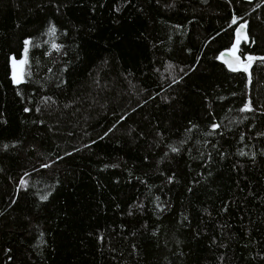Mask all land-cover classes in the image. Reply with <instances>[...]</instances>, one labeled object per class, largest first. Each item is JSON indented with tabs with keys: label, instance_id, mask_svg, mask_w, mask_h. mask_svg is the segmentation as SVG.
<instances>
[{
	"label": "trees",
	"instance_id": "obj_1",
	"mask_svg": "<svg viewBox=\"0 0 264 264\" xmlns=\"http://www.w3.org/2000/svg\"><path fill=\"white\" fill-rule=\"evenodd\" d=\"M0 264H264V0H0Z\"/></svg>",
	"mask_w": 264,
	"mask_h": 264
},
{
	"label": "water",
	"instance_id": "obj_2",
	"mask_svg": "<svg viewBox=\"0 0 264 264\" xmlns=\"http://www.w3.org/2000/svg\"><path fill=\"white\" fill-rule=\"evenodd\" d=\"M243 1L246 3H251L254 0H243ZM240 25H244V24H239L236 27V29L234 31L235 39H236V41L239 40V42H246L248 40L247 27L240 29ZM238 29H240V36L239 37L237 36V30ZM233 46L231 47L230 50L223 51L219 55L220 63L222 65H224V67L228 71H231V72H235V71H239L241 69H245V67L247 66V62H244L243 59L237 53H234L236 50V45H235V49L233 48ZM233 69H235V70H233Z\"/></svg>",
	"mask_w": 264,
	"mask_h": 264
},
{
	"label": "snow or ice",
	"instance_id": "obj_3",
	"mask_svg": "<svg viewBox=\"0 0 264 264\" xmlns=\"http://www.w3.org/2000/svg\"><path fill=\"white\" fill-rule=\"evenodd\" d=\"M233 23H236V20H235V19H233ZM245 27H246V25H240V29H243V28H245ZM240 29L237 30V36H238V37L240 36ZM50 31H51L52 34H54L55 31H56V29L53 27ZM24 43H25V53H27V47H28V45H29L31 42L28 41V40H26ZM238 43H239V40H237V44H238ZM53 47H55V45H53ZM233 48L235 49V45L233 46ZM237 59H238V58H237ZM253 59H255V58H254V57H248V60H249V61H252ZM25 62H26V61L21 60V61H19V64L23 65ZM12 63H13V77H12V78H13V81H14L15 83H20V82H21V77H22V75H23V72H22V70H21L20 76H18V75H17V72H16V64H17V61L14 59ZM233 70H235V69H233ZM245 71H247V66L245 67ZM245 110H248L247 107H246ZM173 151H175V149H173ZM21 183H23V181H22ZM45 198H46V197H45Z\"/></svg>",
	"mask_w": 264,
	"mask_h": 264
},
{
	"label": "rangeland",
	"instance_id": "obj_4",
	"mask_svg": "<svg viewBox=\"0 0 264 264\" xmlns=\"http://www.w3.org/2000/svg\"><path fill=\"white\" fill-rule=\"evenodd\" d=\"M239 44V43H238ZM238 44H237V41L235 42V45H236V50L234 53H237L238 54ZM246 60H248V58H246ZM13 62V61H12ZM248 64V63H247ZM21 70H22V65L19 64V62L17 61V64H16V72H17V75L20 76V73H21ZM245 70V69H244ZM247 70H248V66H247ZM12 76H13V63H12Z\"/></svg>",
	"mask_w": 264,
	"mask_h": 264
}]
</instances>
